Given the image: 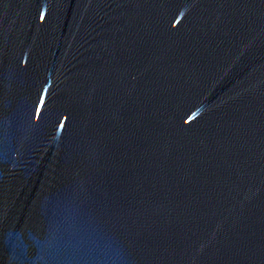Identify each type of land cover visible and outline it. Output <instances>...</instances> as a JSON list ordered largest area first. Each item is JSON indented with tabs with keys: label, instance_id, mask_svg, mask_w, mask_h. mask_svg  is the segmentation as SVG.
I'll use <instances>...</instances> for the list:
<instances>
[{
	"label": "water",
	"instance_id": "obj_1",
	"mask_svg": "<svg viewBox=\"0 0 264 264\" xmlns=\"http://www.w3.org/2000/svg\"><path fill=\"white\" fill-rule=\"evenodd\" d=\"M0 264H264V0H0Z\"/></svg>",
	"mask_w": 264,
	"mask_h": 264
}]
</instances>
